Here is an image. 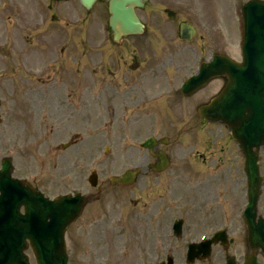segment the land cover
I'll return each mask as SVG.
<instances>
[{
  "label": "rangeland",
  "instance_id": "obj_1",
  "mask_svg": "<svg viewBox=\"0 0 264 264\" xmlns=\"http://www.w3.org/2000/svg\"><path fill=\"white\" fill-rule=\"evenodd\" d=\"M246 1L148 0L143 8L137 9V14L147 25L144 35L127 38L120 45H113L109 39L107 0L97 1L90 10L80 7L78 74L74 76L69 68V74L58 77L56 87L23 86L14 90L17 119L30 125V132L15 135L14 176L30 181L49 198L75 192L88 195L102 191L101 205L93 206L94 202H91L87 209L117 204L115 206L143 212L139 209L146 211L154 204L159 212L153 211L157 218L152 223L158 229L182 219V238L173 242L174 264H186L185 248L191 237L198 239L202 234L210 237L218 229L227 231L230 245L227 249L214 246L206 264H223L224 259L232 255L237 258L246 240L240 214L246 191L243 173L239 171V183H223L221 200L225 198L226 201L221 209L216 208L214 202L218 190L214 180L216 172L209 167L211 163H203L200 169L194 168L198 169L196 175L202 181L199 189L194 183L192 186L195 187L191 189L183 178L190 174L185 170L189 161L210 162L221 155L218 147L220 125L206 123L196 117L198 106L215 94L219 83L213 82L188 98L172 96L169 90L179 87L188 75L197 71L200 61L208 60L216 50L239 59L242 36L240 9ZM206 3L211 6L207 7ZM181 21L196 28L197 33L190 41L178 39L177 27ZM137 39H148L149 44L138 47ZM165 58L170 60L165 61L166 69L154 70L148 85L145 89L140 87L136 95L124 92L125 85L112 88L105 85L106 80L115 81L112 86L123 84L124 64L132 60L133 64L147 69L154 68ZM175 64L184 68L180 75L172 69ZM106 69L111 71L113 78L106 76ZM73 77L80 82L79 87H66L69 85L65 82H72ZM8 90L10 88L0 92L5 102ZM34 90L35 95L32 94ZM72 92L78 94L77 100ZM139 96H143L144 101L136 105L134 100ZM153 99L159 101L155 103ZM154 105L161 111L158 115L153 113ZM141 116L152 118L156 123L140 128ZM187 117H191V129L186 130L184 123ZM179 131L182 134L176 133ZM148 137L168 139V145L162 149L171 155L170 170L158 179H138L129 188L111 187L108 179L112 176L135 167L144 172L149 159L140 144ZM75 138L78 140L72 143ZM66 143L71 145L62 149ZM228 147L229 141L224 144L222 154H227L226 161L231 159ZM259 156L260 173L264 175L263 149ZM93 171L98 177L96 189L87 184V177ZM229 174L237 175L236 172ZM211 175L214 179L207 178ZM133 200L137 202L133 203ZM231 200L235 201L231 203ZM258 211L264 213V184ZM136 220L148 222L141 216ZM126 228L134 236L127 243L125 253H115V249L108 246L93 258L92 255L82 256L89 254L91 248L69 247L70 264H154L163 259L152 257L150 243L145 245L141 239V234L152 232L155 235V226L136 222L134 231L128 226Z\"/></svg>",
  "mask_w": 264,
  "mask_h": 264
},
{
  "label": "flooded vegetation",
  "instance_id": "obj_2",
  "mask_svg": "<svg viewBox=\"0 0 264 264\" xmlns=\"http://www.w3.org/2000/svg\"><path fill=\"white\" fill-rule=\"evenodd\" d=\"M79 4V0H0V92L10 88L7 102L0 101V164L3 159H10L13 155L15 135L21 132H30V125L27 122L16 119L15 88L40 85L57 86L55 81L49 82L51 77L58 78L60 75H65L69 72V68L73 71L74 76L78 73L80 49L78 36ZM147 42L148 40L139 41L136 42V45L141 47ZM164 62L162 60L160 64L155 65V68H147L149 69L148 72H145L146 69L143 66L140 67L133 63L124 64L125 70H122L123 84L117 86L125 85L130 93L138 94L140 87L148 85L146 78L151 76L154 70H158L159 67L161 69L162 66L166 67ZM175 69L181 70L178 66H175ZM9 72L11 74H8ZM106 72L112 74L109 69ZM17 73L18 75H16ZM20 74L23 75L24 79H21ZM128 76L131 78L128 79ZM216 81L220 82L219 89L216 92L217 95L224 88L225 79L218 78ZM77 82L78 80H72V84ZM114 83L115 81L109 80L105 84L112 86ZM143 98V96H139V99L134 100L136 102L134 104L140 105L144 101ZM190 122L191 117H187L184 123L185 129L191 128ZM139 123L141 127H150L156 121L147 117L146 120ZM219 125L218 147L221 155L218 154L217 159L210 162L189 161L185 166V170L190 174L183 177L189 183L191 189L195 187L192 186L193 183L199 189L198 186L202 181L198 179L196 175L198 171L194 168L201 167L203 163H211L209 167L212 172H216V178L214 179L212 175L207 178L214 179L216 182V189L218 190L216 200L218 203L224 192L222 190L223 183H233L234 181L239 183V171L242 172L244 164V157L237 142L231 138L229 130L224 124L220 123ZM227 141L230 142V147L227 149L228 154L231 155L230 161H226L227 154L222 156L224 144ZM148 163L145 166L143 175L139 176L138 179L147 180L160 177L147 169ZM230 172H236L237 175L233 176L229 174ZM217 182H220V184H217ZM101 192L91 193L87 205L91 202H94L93 206L101 205L103 200V193L101 194ZM115 205L112 207H97L98 209L84 208L82 214L69 225L65 232L66 246L74 249L79 247L91 248L89 254L82 256L92 255L93 258L97 257L100 251L108 246L113 247L115 253L122 254L127 251L126 245L131 242L134 236L126 227L128 226L134 231L133 225L138 222L150 227L155 226L153 230L156 232L155 235L151 234L152 232L147 235L141 234L143 244L150 243L152 247V257L161 258L165 256L166 258L171 253L173 254L174 246H170L173 238L171 227L168 225L158 229L152 223L157 218V214L153 213V211H157L156 205L153 204V208H148L146 211L139 209L143 212ZM195 205L199 204L195 202ZM25 213V208L21 206L17 215L12 214V230L10 233L12 257L15 258L18 251L20 261L36 264V258L31 247V234L27 232L32 227V222L31 218H27ZM132 213L134 214L132 215ZM137 216H141V219L143 218L148 222L137 221ZM191 240L192 237L189 241ZM16 243L19 245V250L15 248ZM248 252H251L249 248ZM252 253L258 264H264L260 251L254 250ZM70 256L71 251L69 250V261Z\"/></svg>",
  "mask_w": 264,
  "mask_h": 264
},
{
  "label": "water",
  "instance_id": "obj_3",
  "mask_svg": "<svg viewBox=\"0 0 264 264\" xmlns=\"http://www.w3.org/2000/svg\"><path fill=\"white\" fill-rule=\"evenodd\" d=\"M95 0H80L81 4L89 9ZM146 0H109L108 11L109 27L113 33V39L121 35L137 34L142 32V25L135 15L134 8L141 7ZM243 19V63L236 65L229 59L214 56L208 64H202L199 73L188 79L182 86L184 94H191L204 85L210 78L217 75H225L228 85L221 96L213 99L208 106L199 109V115L210 120H222L231 129L232 135L240 142V148L245 154V173L248 183V204L243 213L247 227V239L254 248H259L264 254V220L255 222V206L259 195V187L262 178L258 175L257 156L252 148L264 145V2L251 0L242 6ZM193 30L188 25L180 28V37L189 39ZM154 144L153 139L147 140L143 146L150 148ZM162 166H165L166 157L159 155ZM156 170H162L163 167ZM10 167L3 165L0 177L5 180L8 177ZM136 171H127L119 180L112 182L129 184ZM11 188H18L19 182L7 180ZM89 182L95 185L96 176L93 173ZM4 191V190H3ZM40 194L32 192L31 203L28 208H41L38 216L42 217L36 230L42 234L39 241L40 249L37 256L41 259L39 264H66L62 234L65 227L80 213L84 204V198L79 194L74 197L62 196L54 201L42 199ZM14 199V194L8 190L1 194L0 202L4 199ZM27 198V197H26ZM31 216H37L33 211ZM9 223L2 225L1 236L9 237ZM225 234L218 232L205 244L207 255L210 246L218 240L224 244ZM8 251V248H7ZM6 252L0 251V256ZM8 256V255H7ZM0 259V264H9ZM230 264V263H227ZM252 264H254L252 262Z\"/></svg>",
  "mask_w": 264,
  "mask_h": 264
}]
</instances>
